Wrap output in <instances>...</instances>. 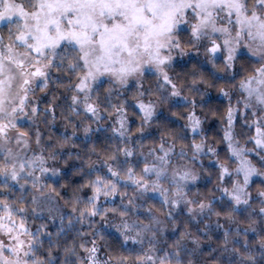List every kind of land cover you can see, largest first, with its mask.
I'll list each match as a JSON object with an SVG mask.
<instances>
[{
  "label": "snow or ice",
  "instance_id": "snow-or-ice-1",
  "mask_svg": "<svg viewBox=\"0 0 264 264\" xmlns=\"http://www.w3.org/2000/svg\"><path fill=\"white\" fill-rule=\"evenodd\" d=\"M0 264H264V0H0Z\"/></svg>",
  "mask_w": 264,
  "mask_h": 264
},
{
  "label": "trees",
  "instance_id": "trees-1",
  "mask_svg": "<svg viewBox=\"0 0 264 264\" xmlns=\"http://www.w3.org/2000/svg\"><path fill=\"white\" fill-rule=\"evenodd\" d=\"M212 95H213V97H215L216 93H215V92H213V93H212ZM220 103H221V104H223V102H222V101H221ZM212 127L218 128V127H219V125H218V124H214V125H212Z\"/></svg>",
  "mask_w": 264,
  "mask_h": 264
},
{
  "label": "rangeland",
  "instance_id": "rangeland-1",
  "mask_svg": "<svg viewBox=\"0 0 264 264\" xmlns=\"http://www.w3.org/2000/svg\"><path fill=\"white\" fill-rule=\"evenodd\" d=\"M249 147H251V145H249Z\"/></svg>",
  "mask_w": 264,
  "mask_h": 264
}]
</instances>
